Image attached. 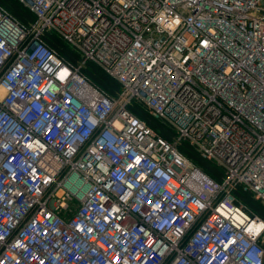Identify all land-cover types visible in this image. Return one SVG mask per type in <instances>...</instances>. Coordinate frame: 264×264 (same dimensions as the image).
<instances>
[{
	"label": "built area",
	"instance_id": "2783aa9c",
	"mask_svg": "<svg viewBox=\"0 0 264 264\" xmlns=\"http://www.w3.org/2000/svg\"><path fill=\"white\" fill-rule=\"evenodd\" d=\"M16 1L35 18L0 4V264H264L233 194L264 205V0Z\"/></svg>",
	"mask_w": 264,
	"mask_h": 264
},
{
	"label": "trees",
	"instance_id": "16d2710c",
	"mask_svg": "<svg viewBox=\"0 0 264 264\" xmlns=\"http://www.w3.org/2000/svg\"><path fill=\"white\" fill-rule=\"evenodd\" d=\"M0 4L7 8L16 18H18L23 23H29L34 20V14L26 7L21 5L16 0H0ZM45 39L47 42L60 54L69 58L75 62L78 55L74 52L72 47L64 41L60 36L55 33L47 32L45 34ZM84 72L93 82L98 84L100 87L107 90L110 94H115L120 89V83L108 75L96 64L89 62L84 67ZM130 109L133 113L147 120L151 127L158 131L162 136L170 139L171 132L162 124V122L148 113V111L142 105L138 103H133L130 105ZM180 150L185 153L189 158H191L198 166L204 169L210 176L216 179H221L222 173L219 169L212 165L209 160L199 155V153L188 143H182L179 146ZM235 197L245 203L253 212L264 215V205L259 201L255 200L250 193L243 191L241 188H237L234 193Z\"/></svg>",
	"mask_w": 264,
	"mask_h": 264
},
{
	"label": "rangeland",
	"instance_id": "374dc122",
	"mask_svg": "<svg viewBox=\"0 0 264 264\" xmlns=\"http://www.w3.org/2000/svg\"><path fill=\"white\" fill-rule=\"evenodd\" d=\"M161 122H162V120L161 119H159ZM210 163H212V165H214L215 166V164L212 162V161H210ZM219 168V167H218Z\"/></svg>",
	"mask_w": 264,
	"mask_h": 264
}]
</instances>
